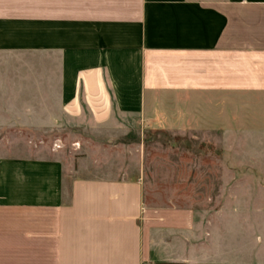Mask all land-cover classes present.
Instances as JSON below:
<instances>
[{
  "label": "crops",
  "instance_id": "1",
  "mask_svg": "<svg viewBox=\"0 0 264 264\" xmlns=\"http://www.w3.org/2000/svg\"><path fill=\"white\" fill-rule=\"evenodd\" d=\"M229 93L264 98V0H0V264H264V214L150 207L93 157Z\"/></svg>",
  "mask_w": 264,
  "mask_h": 264
},
{
  "label": "rangeland",
  "instance_id": "2",
  "mask_svg": "<svg viewBox=\"0 0 264 264\" xmlns=\"http://www.w3.org/2000/svg\"><path fill=\"white\" fill-rule=\"evenodd\" d=\"M221 102V108H202L194 123H167L164 129L132 124L136 133L119 136L108 151L100 144L99 155L94 144L93 157L139 163L150 207L239 205V230L248 233L263 221L254 216L264 214V98L229 93ZM218 117L221 122L208 121Z\"/></svg>",
  "mask_w": 264,
  "mask_h": 264
}]
</instances>
